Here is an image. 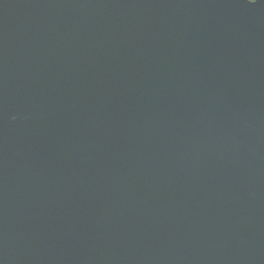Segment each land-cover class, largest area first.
Masks as SVG:
<instances>
[{
	"label": "water",
	"instance_id": "1",
	"mask_svg": "<svg viewBox=\"0 0 264 264\" xmlns=\"http://www.w3.org/2000/svg\"><path fill=\"white\" fill-rule=\"evenodd\" d=\"M0 264H264V0H0Z\"/></svg>",
	"mask_w": 264,
	"mask_h": 264
}]
</instances>
